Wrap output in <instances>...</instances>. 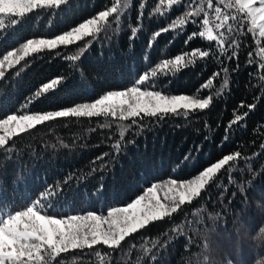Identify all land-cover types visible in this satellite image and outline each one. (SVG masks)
I'll use <instances>...</instances> for the list:
<instances>
[{
  "label": "trees",
  "instance_id": "1",
  "mask_svg": "<svg viewBox=\"0 0 264 264\" xmlns=\"http://www.w3.org/2000/svg\"><path fill=\"white\" fill-rule=\"evenodd\" d=\"M113 2L70 0L58 9L33 10L22 22L0 29V59L28 40L68 32L109 9ZM198 6L206 8V0H183L171 9L160 0H131V7L119 21L110 16L112 23L98 35L25 57L20 64L5 69L0 78V119H4L91 103L108 92L135 85L140 76L166 59L195 49L210 53L197 58L192 66L175 74H158L142 85L166 95H212L208 109L187 118L142 115L135 123L110 117L58 119L14 138L9 151L0 150V213L20 210L51 191L53 195L44 200L48 205L44 211L56 217L89 212L103 216L112 208L127 206L153 184L163 185L171 179L188 181L223 156L241 153V158L230 162L237 183H229L222 170L219 187H214L217 181H213L207 186L209 191L202 192L191 205L127 237L120 249L97 245L93 250H70L61 254L64 259L57 258L60 264H136L143 248L152 249L155 264H203L205 258L208 264L264 261V237L257 238L264 226V70L259 67L256 44L247 26L245 34H228L224 53L215 42L198 35L189 39L198 32L202 17L190 18L183 30L171 28L177 17ZM133 27L138 28L134 37ZM164 28L168 31H161ZM158 31L160 35L154 38ZM81 47L84 51L79 60H69ZM249 52L253 53V63H249ZM225 78L228 86L217 96ZM53 79L61 83L37 97L40 87ZM209 80L212 85L203 88ZM251 105L255 107L249 108ZM244 113L242 121L229 126L235 115ZM121 126L127 128L122 142ZM117 142L122 143L119 153L113 147ZM238 183H243L244 194L239 192ZM201 206L206 211L191 214ZM210 214L216 219H209ZM180 223L184 224V234L169 242L163 234L175 237L171 228ZM157 238L161 243L153 248L152 241ZM132 245L135 247L130 250ZM143 264L153 262L144 259Z\"/></svg>",
  "mask_w": 264,
  "mask_h": 264
},
{
  "label": "snow or ice",
  "instance_id": "2",
  "mask_svg": "<svg viewBox=\"0 0 264 264\" xmlns=\"http://www.w3.org/2000/svg\"><path fill=\"white\" fill-rule=\"evenodd\" d=\"M69 2L70 0H0V29L22 22L26 14L33 10L58 9L61 5ZM182 3L183 0H160V4L168 9L180 6ZM206 4V8L198 6L177 17L172 22L171 28L183 30L190 22V18L202 17L198 21L200 24L198 32L192 33L189 39L198 35L208 42H215L219 51L224 53L227 51L228 34L233 32L245 34L243 29L247 26V33L252 34L258 46L256 55L260 61L259 67L264 70V43H262L264 42V0H206ZM221 5L228 11L222 10ZM130 7L131 0H114L109 9L100 12L95 18L81 23L66 33L51 39L28 40L19 49L8 52L0 59V78L5 76L2 69L6 66L9 69L13 68L20 64L25 57L39 54L44 50L52 51L61 46L67 47L84 41L86 37L98 35L112 23L109 20L110 16L118 22ZM140 7H144V5L141 4ZM156 11L159 13L160 8L158 7ZM230 21L234 23H230ZM191 22L196 23L197 21ZM131 31L134 37L138 28L133 27ZM161 31H168V28L161 29ZM159 35L160 31L154 34V38ZM233 44L238 47L235 41ZM83 51L84 49L81 47L76 55L69 56L68 59L79 60ZM209 55V51L195 49L173 59H166L150 72L140 76L135 85L123 91L108 92L94 103L80 104L54 112L8 115L6 118L0 119V150L9 151L10 141H13L14 138L37 128L38 125L58 119L93 117L107 119L110 117L120 121L131 120L135 123V119L142 118V115L158 119H164L169 114L182 115L187 118L197 110L208 109L213 103L212 95L206 98L190 95H166L160 91L144 89L142 85L147 83L150 78H156L158 74H175L185 67L194 65L197 58ZM232 55L235 56L236 53L233 52ZM248 55L249 63L255 62L252 59L253 53L249 52ZM224 72L227 73L228 69L225 68ZM60 83V79H53L44 84L36 96L48 93ZM212 83L213 81L209 80L202 87L208 88ZM227 86L228 80L225 78L221 88L216 91V95L219 96ZM248 107L253 108L255 105ZM246 115L247 113L235 115L229 126L242 121ZM104 127H108V125L106 124ZM126 132L127 128L121 126L119 131L121 142L124 140ZM113 147L119 153L122 150V143L117 142ZM239 158H241L240 152L225 155L188 181L171 179L163 186L153 184L143 195L127 206L112 208L107 216H100L93 212L66 217L49 215L44 211L48 207L44 200L52 196L53 192H46L41 199L31 202L20 210L0 213V264H60L57 258L64 259L61 254L70 250H93L97 245H104L113 251L120 249L127 237L140 232L154 222L170 219L181 210L182 206L191 205L193 201L201 197L202 192L209 191L207 186L213 184V181H217L213 186L219 187L218 178L222 170L228 174L229 183H237L231 174L234 165L230 162L237 161ZM99 159H103V157ZM246 183L250 187L252 181L249 180ZM237 186L239 192L244 194L246 189L243 183H238ZM161 187L165 189L163 198L159 195ZM224 190L227 191V188ZM232 195L235 196L236 193L233 192ZM203 211H206V208L201 206L191 214L200 215ZM209 219L214 220L216 217L210 214ZM183 229V223L174 224L171 232L176 236H171L167 232L163 235L168 236L170 242L179 235H183ZM260 237H264V226L258 230L257 238ZM188 239L191 243V238ZM160 243L159 238L153 240V248ZM134 247V245L130 246V250ZM185 247L188 249L189 246ZM204 248H208L207 242H205ZM143 253L142 257H137L136 264H143L144 259H151L155 264L157 257L151 254L152 249L143 248ZM96 255L100 256L101 254L97 251ZM188 264H192V262L189 261ZM197 264L200 262L197 261ZM203 264H208L207 258ZM228 264H232V261L229 260ZM260 264H264V261H261Z\"/></svg>",
  "mask_w": 264,
  "mask_h": 264
},
{
  "label": "rangeland",
  "instance_id": "3",
  "mask_svg": "<svg viewBox=\"0 0 264 264\" xmlns=\"http://www.w3.org/2000/svg\"><path fill=\"white\" fill-rule=\"evenodd\" d=\"M221 7H222V10H224V11H228L227 9H223V6L221 5ZM86 22V21H85ZM56 37V36H55ZM55 37H52V38H55ZM49 39H51V38H49ZM255 42V41H254ZM256 44V43H255ZM257 49H258V46H257V44H256V52H257ZM5 69H7V66L4 68V69H2L3 71H5ZM51 82V81H50ZM49 83V82H48ZM42 87V86H41ZM40 87V88H41ZM121 91H123V90H121ZM107 94V93H106ZM102 97V96H101ZM100 97V98H101ZM100 98H98V99H100ZM97 100V99H96ZM95 100V101H96ZM95 101H93V102H91V103H94ZM71 108V107H70ZM67 109V108H66ZM62 110H64V109H62ZM58 111H60V110H58ZM54 112V111H53ZM22 114H30V113H22ZM19 115H21V114H19ZM164 185V184H163ZM163 185H161V186H163ZM147 191V189L145 190V192ZM144 192V193H145ZM164 192H165V189L163 188V187H161L160 189H159V195L161 196V198H163V196H164ZM110 211V210H109ZM108 211V212H109ZM107 212V213H108ZM107 213L105 214V215H103V216H107ZM102 216V215H101ZM105 227H106V225H105Z\"/></svg>",
  "mask_w": 264,
  "mask_h": 264
}]
</instances>
